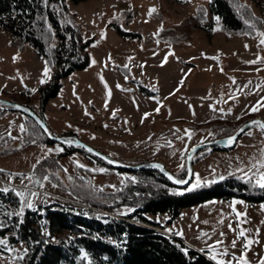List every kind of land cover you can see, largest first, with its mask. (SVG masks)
I'll list each match as a JSON object with an SVG mask.
<instances>
[{
  "label": "rangeland",
  "instance_id": "obj_1",
  "mask_svg": "<svg viewBox=\"0 0 264 264\" xmlns=\"http://www.w3.org/2000/svg\"><path fill=\"white\" fill-rule=\"evenodd\" d=\"M208 1L191 0V3H185L183 0H65L68 11L65 19L77 27L82 42H90L85 49L88 62L82 69L63 78L58 93L44 106L40 103L37 90L40 85L45 84L39 83L45 66L43 58L36 49L29 46L21 52L18 51L10 45L9 35L0 29V97L10 100L8 96L11 93L23 95L52 135L76 136L97 151L133 165L160 161L176 177L184 179L187 174L186 155L189 148L195 143L219 138L204 126L205 120L223 117L236 124L237 128L255 117L264 121V108L255 113L248 111L251 105L264 96V91H256L254 95L247 94L264 82V63H245L264 57V47L258 46L259 38L253 39L255 32L244 35L243 32L222 29L220 22L217 24L215 17L210 14ZM241 1L250 7L252 15L264 22V0ZM151 7H155L157 12L148 17L146 13ZM201 8L202 12L199 11ZM261 24L264 27V23ZM161 25L165 29L164 34L174 31L180 40L170 41L154 36ZM117 28L130 34H122ZM217 28L220 30H213ZM102 32L105 34L103 38ZM245 44L249 48L246 49ZM169 52H174L175 55H170L168 62L161 66L164 56ZM213 56H218V60L209 59ZM13 57L18 58L13 61ZM129 57L134 59L129 62ZM93 59L97 62L94 65ZM125 64L128 65L127 68L124 67ZM141 64L144 65L143 68L140 67ZM221 67L223 72L220 71ZM53 72L50 69V76ZM230 77L235 78V85ZM181 79H184L183 86L179 84ZM248 81H252L248 88L242 92L237 90ZM136 82L146 87L148 93L141 92ZM105 83L108 85L107 89ZM117 84L121 87L117 88ZM33 88L36 89L35 93L28 92V89ZM177 88L179 91H176ZM109 89L110 98L107 96ZM233 94L238 99H230ZM3 105L0 103V106ZM209 105L223 108L225 112L231 108L232 112L229 115L213 112ZM157 107L160 108L159 113L155 111ZM85 111L90 115H85ZM113 112H116L115 118L112 116ZM145 113L150 115L141 122ZM24 119V114L16 109L5 110L0 115V135L5 137L0 140V151H4L0 153V168L10 173L31 175L34 179L42 180L44 175H49L50 180L43 181V188L37 184L29 185L39 193L38 198L30 197L35 207L56 202L114 216H121L120 212L132 208L129 205L102 208L83 198L81 195L90 198L95 194L99 198L98 190L101 188L105 192L117 190L125 173L100 164L89 152L86 155L81 150H73L59 154L65 151L62 142L52 140V143L24 144L23 133L18 128L20 124H24ZM10 121L15 122L11 128ZM199 123L201 128L193 131L192 125ZM68 124L72 127H67ZM76 129L83 131L77 132ZM176 129L180 131L175 132ZM8 130L20 139H10L7 136ZM185 130L192 131L190 140ZM177 137H183V140ZM167 141H171L173 146L168 147ZM57 146L63 148V151L47 153V157L43 158L47 148L55 149ZM261 147H264V134L258 126L251 125L228 149L204 147L195 151L192 156L195 159L193 173L200 175L201 183L207 181L208 184L221 180L220 176L242 179L243 173L237 169L247 164L253 155L258 156ZM202 153L206 155L198 159ZM38 158H41L40 164H36ZM77 161L86 165L87 169L104 168L107 171L100 173L78 168ZM180 164H184L185 168H179ZM54 173H58V177ZM0 181L3 182L0 187L9 185L17 190H23L24 184L29 183L25 180L22 184L18 177L9 181L8 176L1 173ZM193 183L194 176L186 186L180 187H190ZM111 185H115V188ZM233 200L244 202L235 205L237 211L246 213L249 221L242 226L250 229L252 236L260 240V244L254 245L248 253L249 259L256 264L259 258L257 254H264V224L261 223L264 221V201L249 203L242 198L210 199L183 208L182 215L171 224L167 223L165 214L148 216L163 225L157 227V230H164L175 239H181L175 233L167 231L166 227L170 224L174 231L183 232L182 237L192 243V247L205 249L207 252V238H196L200 230L212 236V240H207L208 243H212L218 238L219 232L223 231L227 234L224 237L225 246L230 244L233 234L229 232L227 224L232 223L234 228L237 225V218L228 206ZM211 201L216 203H210ZM220 219H224L223 225L218 223ZM205 220L209 223L204 224ZM257 228L260 229L258 237L255 236ZM12 248L18 251L8 252L5 249V253L0 252V264H18L14 258L20 254L24 244L17 243Z\"/></svg>",
  "mask_w": 264,
  "mask_h": 264
},
{
  "label": "trees",
  "instance_id": "obj_2",
  "mask_svg": "<svg viewBox=\"0 0 264 264\" xmlns=\"http://www.w3.org/2000/svg\"><path fill=\"white\" fill-rule=\"evenodd\" d=\"M238 5L246 7L238 12ZM66 10L65 0H48L47 5L43 0H0V29L9 35L10 45L20 52L26 46L36 49L44 62L48 61V67L54 70L50 79L37 89L42 106L58 93L63 78L82 69L88 62L85 49L90 42L81 41L77 27L65 19L68 15ZM208 10L212 16L220 18L221 28L225 31L253 34L241 16L255 19L256 27L264 30L260 19L252 15L250 7L241 0H209ZM164 30L158 37L178 41L176 32L164 34ZM136 85L141 92L148 93L142 84L136 82ZM8 98L35 110L21 94L11 93ZM8 109L13 110L0 106V115ZM24 118L27 129L23 133L24 144L32 140L52 143L31 117L24 114ZM200 125L193 124L191 129L198 130ZM204 126L213 131L215 137L230 136L237 129L236 124L219 117L205 120ZM63 146L65 151L59 154L73 150L89 154L74 146L68 147L64 143ZM205 155L202 153L198 159ZM91 157L125 175L117 190H98L99 198L96 194L90 198L80 195L98 207L129 205L135 211L114 216L55 202L40 204L35 209L25 208L22 216H9L7 213L20 209L19 198L12 192L0 193V225H3L0 238H7L11 247L23 243V249H27L23 260L16 259L18 264H89V261L91 264H215L206 251L157 230L163 225L148 214H165L167 223H171L183 208L210 199L242 198L249 203L264 201V189L253 188L234 176L212 184L202 182L199 188L187 191L189 187L176 185L157 168L117 169L94 155ZM124 163L129 164L128 161ZM131 177H135V182L129 179ZM81 249L87 252V260L81 259ZM183 249H188L187 254ZM0 252L5 253V248L0 246Z\"/></svg>",
  "mask_w": 264,
  "mask_h": 264
},
{
  "label": "snow or ice",
  "instance_id": "obj_3",
  "mask_svg": "<svg viewBox=\"0 0 264 264\" xmlns=\"http://www.w3.org/2000/svg\"><path fill=\"white\" fill-rule=\"evenodd\" d=\"M44 4L47 5L48 0H43ZM183 2L185 3H191V0H183ZM246 5H238L237 6V11L239 12L241 9L245 8ZM199 11H203V9H199ZM157 12V9L155 7H151L148 9L146 15L148 17H152L153 14H155ZM241 19H243L244 24L249 28L252 29L255 32V36H253V39L259 38V44L258 46L260 47H264V30H258L256 27V21L255 19H245L243 16H241ZM215 20L217 22V24H219L220 18L219 17H215ZM148 22V21H145ZM264 23V22H261ZM214 31L220 30L219 28L217 29H213ZM163 31V25L160 26V28L158 29V31L156 33H154V36H159V33ZM244 35H249L248 32L243 33ZM104 33H101L102 38L104 37ZM157 44H159V40H157ZM95 46V45H93ZM244 47L247 49L249 48V45L245 44ZM170 55H175L174 52H169L167 53L162 61L161 66H163V64H166L168 62V57ZM18 57H13V61H15ZM218 56H213V57H209V59L212 60H218ZM109 59H111V57H109ZM134 58L133 57H129L128 60L129 62H131ZM97 62L95 61V59L92 60V64H96ZM245 63L247 64H258V63H264V57H257L256 60H251V61H245ZM45 66L43 68L42 71V78L39 80L40 84H44L46 83V81L48 79H50V68L48 67V61L44 62ZM107 66V65H105ZM125 68L128 67L127 64L124 65ZM141 68L144 67L143 64L140 65ZM210 70V69H209ZM220 71L223 72V68H220ZM127 78V77H126ZM10 79H15V77H10ZM101 81L103 82V76L100 77ZM229 79L232 80V84H236V80L234 77H230ZM180 86H183L184 84V79H181L179 81ZM252 84V81H248L247 84L243 85L242 87H239L237 90L238 91H243L244 89L248 88V85ZM25 87H27L25 85ZM121 86L119 84H117V88H120ZM105 88H108V85L105 83ZM123 91H131L130 89H122ZM153 90L155 91L156 89L153 88ZM28 91L35 93L36 89H28ZM176 91H179V88L176 89ZM256 91H264V82H262L260 85L256 86L255 90H250L247 94H256ZM175 94V93H172ZM107 96L110 98L111 97V90L109 89L107 92ZM230 99H238L237 96H235L234 94L231 95L229 97ZM157 103H159V101H157ZM224 103H227V101H224ZM12 107L17 108V109H21L22 106L19 104L16 105H12ZM105 107H107V104L105 105ZM189 107L191 108V105H189ZM210 109L213 112H221L224 113L225 115H229L232 112L231 108H228L227 111L225 112V109L223 108H217L215 105H209ZM261 108H264V96L260 97L259 100L256 101L255 104L251 105V107L248 109L249 112L251 113H255L257 111H259ZM24 112H28V109L23 108L22 109ZM155 111L157 113H159L160 108L157 107L155 109ZM194 114V113H193ZM85 115H90V113H88L87 111H85ZM116 112L112 113L113 118H115ZM150 115V113H145L144 117L142 118L141 122H143V119H146L148 116ZM223 118V117H221ZM237 119H240V117H237ZM15 122L14 121H10L9 127L11 128L12 125H14ZM36 124L39 125V127L41 129H43V132L46 133L49 137L52 136V133L49 131V129L47 128V126L42 123L39 119L36 120ZM250 125H256L258 126V128L261 130L262 134H264V122L258 121V120H253L250 122ZM105 127H107V125H104ZM67 127L71 128L72 125L68 124ZM19 131L21 133H26L27 129L25 127L24 124H20L18 126ZM77 132L83 131L82 129H76ZM180 129H176L175 132H179ZM185 133L188 137V139L190 140L192 138V131L190 130H185ZM239 133H244V128L239 129ZM237 133V135L239 134ZM250 134V133H248ZM7 136L12 139V140H18L20 139V137L18 136H13L11 133V130L7 131ZM93 139H95V137H92ZM178 139L183 140V137H177ZM5 137L4 135H0V140H4ZM237 139L236 135H232L228 137L227 143L228 144H232L235 143ZM32 143H36L35 140L31 141ZM64 144H68V145H72L74 143H77L76 141L73 140H62L61 141ZM201 144L204 143V141L200 142ZM79 147H85L82 144H78ZM167 146L168 147H172V142L171 141H167ZM43 150V149H42ZM187 150V149H186ZM53 151H55L56 153L62 152L63 148H60L59 146H57L55 149L52 148H47L46 149V153L45 156L43 158L47 157V153H52ZM87 151L92 153L94 150L92 148H87ZM192 151H195V149L193 148ZM259 155H253L247 164H245L243 167H239L237 169V171L243 173V176L241 177L242 179H244V181L248 184H250L253 188H260V189H264V147H261L259 150ZM96 155H100L99 153H95ZM104 159H107L105 157H102ZM188 159H192L191 156L188 157ZM237 159H239V157H237ZM41 163V158H38L36 160V164H40ZM108 163H113V161L108 160ZM243 163V162H241ZM36 164L33 165V169H35ZM76 166L78 168H83L89 171H93V172H100V173H104L105 171H107L104 168H99V169H87L86 165L79 163L78 161L76 162ZM150 167L153 168H158L160 169V171H164V168L162 165L160 164H152L150 165ZM179 168L184 169L185 165L184 164H180L178 165ZM247 169V170H245ZM65 172H67V169H64ZM188 172L191 176L195 177V183L191 184V186L187 189V191H192L196 188H199L201 186V177L198 173H192L191 169H188ZM0 173L5 174L8 176L9 181L12 180L13 177H18L21 181L22 184H24V181L27 180L29 183L28 184H24V188L23 190H17L14 187H10L9 185H5L3 187H0V193L3 194H7L9 192L14 193V195L16 197L19 198V203H20V209L18 212H9L7 213L9 216L11 215H16V216H22L24 209L28 208V209H35V205L32 199H30V197H39V193L37 191L32 190L31 187H29L30 184H37L39 185L40 188L44 187V183L43 181H49V175H44L41 179H34L33 176L31 175H25L24 173H8L6 172L5 169L0 168ZM53 175H56L58 177V173H54ZM165 175L168 176L169 180H173L174 183L176 184H187L188 180L185 179H174V177L172 175H169L167 172H165ZM225 177L224 176H220L219 179L223 180ZM69 179H71V177H69ZM81 179H83V177H81ZM131 179L133 182H135V177H131L129 178ZM215 182V181H212ZM0 183H3L2 181H0ZM205 183H207V181H205ZM57 185H53V187H56ZM111 187L115 188V185H111ZM100 191H102L103 189H99ZM210 203H216V201H211ZM243 201L240 200H233L231 201V203L228 205L231 208L232 213L235 214V217L237 218V225L234 228L232 223H228L227 224V228L229 230V232H231L233 234V238L230 241V244L225 246V240L224 237L227 235L225 232L220 231L218 234V238H216L215 240L212 241V243H208L207 240H212V236L203 230H200L198 235H197V239H204L207 238L205 240V247L207 249V252L209 254V259L214 261L215 264H253V262L249 259L248 257V253L250 251H252L253 246L256 244H260V240L259 239H255L252 234H251V230L250 229H246L244 228L242 225L245 223H248L249 221L246 218V213H242L240 211H237L235 205L237 204H243ZM262 208H264V206H262ZM135 211L134 208H126L123 212H120L119 214L121 215H125L127 213L133 212ZM221 215L223 216V212L221 211ZM241 217H244V219H240ZM23 221H21L22 223ZM204 224H208L209 222L207 220L203 221ZM219 224L223 225L225 223L224 219H220L218 221ZM262 224H264V221H261ZM0 227H3V225H0ZM167 231L171 232L172 229H168ZM213 232L215 233V229H213ZM260 233V229L257 228L255 229V236L258 237ZM178 236H183V232L182 231H177L175 233ZM239 245V247H238ZM0 246L4 247L8 252H17V249H14L12 247L9 246V242L7 238H0ZM231 250H235V251H230ZM183 251L185 252V254H187L188 249H183ZM201 251H205V249H201ZM81 259L87 260L88 259V254L87 252H85L83 249H81ZM27 254V249H22L20 251V254L17 255L14 259H19V260H23L25 255ZM258 255V261L256 262V264H264V254H257ZM89 264H91V262L89 261Z\"/></svg>",
  "mask_w": 264,
  "mask_h": 264
},
{
  "label": "water",
  "instance_id": "obj_4",
  "mask_svg": "<svg viewBox=\"0 0 264 264\" xmlns=\"http://www.w3.org/2000/svg\"><path fill=\"white\" fill-rule=\"evenodd\" d=\"M0 103H2V104H4V105H6L8 108H12V109H16V110H19L20 112H22L23 114H25V115H28L29 117H31L35 122H36V120H40L42 123H44L45 124V122L29 107V106H27V105H24V104H21V103H17V102H14V101H10V100H8V99H5V98H3V97H0ZM16 104H19V105H21L22 106V108L21 109H17V108H14V107H12V105H16ZM23 108H26V109H28V112H24L22 109ZM253 120H258V121H261V122H264L262 119H260V118H257V117H255V118H252V119H250V120H248V121H246L245 123H243L241 126H239L238 128H237V130L232 134V135H236L237 136V138L242 134V133H239V129H241V128H244V131L248 128V127H250L251 125H250V122L251 121H253ZM46 125V124H45ZM43 130V129H42ZM237 133H239L238 135H237ZM47 135V134H46ZM232 135H230V136H232ZM47 137L50 139V140H53V141H57V142H61L62 140H73V141H76L77 143H74V144H72V145H74V146H76L77 148H79V149H82V150H85L86 152H88L87 151V148H92L91 146H89L87 143H85V142H83V141H81L80 139H78L76 136H55V135H52L51 137H49L48 135H47ZM228 137L229 136H226V137H219V138H212V139H208V140H204V143H200V142H198V143H195V144H193L190 148H189V150H188V152H187V155H186V165H187V174H186V176H185V180H188V182L190 181V179L192 178V176L189 174V172H188V169H191V171H192V173H193V159H188V157L189 156H193V153L195 152V151H197L198 149H201V148H204V147H214V148H229L230 146H232L234 143H232V144H228L227 143V140H228ZM78 144H82V145H84L85 147H79L78 146ZM195 149V151H192V149ZM94 151L91 153L92 155H94V156H96V157H98V158H100V159H102L105 163H107V164H109V165H111V166H113V167H115V168H117V169H139V168H146V167H150V165H152V164H160V165H162L163 166V168H164V171L162 172V171H160V169H159V171L164 175V176H166L165 175V172H167L169 175H172L173 177H174V179H180V178H178V177H176L171 171H169L166 167H165V165L162 163V162H160V161H148V162H144V163H140V164H135V165H133V164H127V163H124V162H122V161H120V160H117V159H115V158H113V157H111V156H109V155H107V154H105V153H102V152H99V151H97L96 149H94V148H92ZM90 153V152H89ZM95 153H99L100 155H96ZM102 157H105V158H107V159H104V158H102ZM108 160H111V161H113V163H108ZM158 169V168H157ZM167 178H168V176H166ZM171 182H173V180H170ZM174 183V182H173ZM176 184V183H175ZM176 185H178V186H186L187 184H176Z\"/></svg>",
  "mask_w": 264,
  "mask_h": 264
},
{
  "label": "crops",
  "instance_id": "obj_5",
  "mask_svg": "<svg viewBox=\"0 0 264 264\" xmlns=\"http://www.w3.org/2000/svg\"><path fill=\"white\" fill-rule=\"evenodd\" d=\"M181 215H182V211H181V214H180L178 217H180ZM178 217H177V218H178ZM177 218H176V219H177ZM170 224H171V223H170ZM170 224L167 225V227H166L167 230H168V229H172L171 232L176 233V231H174V229L170 227ZM179 237H181V239H182L185 243L188 242L189 246L192 247V243H190L188 240L184 239L182 236H179ZM186 244H187V243H186ZM188 244H187V245H188ZM193 248L198 249V248H196V247H193ZM198 250H201V249H198ZM206 253H207V252H206ZM207 255L209 256L208 253H207Z\"/></svg>",
  "mask_w": 264,
  "mask_h": 264
},
{
  "label": "built area",
  "instance_id": "obj_6",
  "mask_svg": "<svg viewBox=\"0 0 264 264\" xmlns=\"http://www.w3.org/2000/svg\"><path fill=\"white\" fill-rule=\"evenodd\" d=\"M158 230H159V229H158ZM159 231H161V232H163V233L169 235L171 238H174V236H173L172 234H170V233H168V232H165L164 230H159Z\"/></svg>",
  "mask_w": 264,
  "mask_h": 264
}]
</instances>
